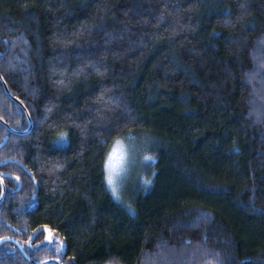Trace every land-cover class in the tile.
Instances as JSON below:
<instances>
[{"label": "trees", "instance_id": "obj_1", "mask_svg": "<svg viewBox=\"0 0 264 264\" xmlns=\"http://www.w3.org/2000/svg\"><path fill=\"white\" fill-rule=\"evenodd\" d=\"M0 73L34 122L0 123V241L37 262L264 264V0H0ZM0 119L29 128L1 80ZM116 136L137 139L122 200ZM0 264L32 263L5 242Z\"/></svg>", "mask_w": 264, "mask_h": 264}, {"label": "water", "instance_id": "obj_2", "mask_svg": "<svg viewBox=\"0 0 264 264\" xmlns=\"http://www.w3.org/2000/svg\"><path fill=\"white\" fill-rule=\"evenodd\" d=\"M0 80H1V82H2V84H3V86H4V89H5V92L7 93V95L12 99V100H14L17 104H19L22 108H23V110H24V112L26 113V115H27V118H28V120H29V128L27 129V130H25V131H18V130H16V129H13L12 127H10L9 125H8V123H6L4 120H2V119H0V123L1 124H4L9 130H10V132H12L13 134H16V135H27V134H29L31 131H32V129H33V127H34V122H33V119H32V117H31V115H30V113H29V111H28V109L25 107V105L19 100V99H17V98H15L12 94H11V92H10V90H9V88H8V85H7V83H6V81H5V79L3 78V76L1 75V73H0ZM8 142V138L0 145V149H2L5 145H6V143ZM4 177L5 176H0V182H1V184H2V194H1V197H0V206H1V204L3 203V201H4V199H5V197H6V194H7V188H6V185H5V182H4ZM21 188V187H20ZM19 188V189H20ZM46 235H47V233L45 232V242L46 243H52L53 242V239L52 240H48V239H46ZM52 236H53V232H52ZM5 242H13L16 246H17V248L22 252V254L32 263V264H51V263H55V264H63L60 260H51V261H46V262H37V261H35V260H32L29 256H28V254H27V252L25 251V249L22 247V245H20L17 241H15L14 239H3V240H1L0 241V246L2 245V244H4Z\"/></svg>", "mask_w": 264, "mask_h": 264}, {"label": "clouds", "instance_id": "obj_3", "mask_svg": "<svg viewBox=\"0 0 264 264\" xmlns=\"http://www.w3.org/2000/svg\"><path fill=\"white\" fill-rule=\"evenodd\" d=\"M120 146L121 150H123V146H124V139L121 136H116L113 139V143L109 146V148L106 150L105 152V160L103 162V173H104V181H105V187L108 189L109 194L113 197V199L115 200H120L121 199V191L119 186L117 185L116 182V175L117 172H112L111 175L113 176V183H109L108 181V176L110 173V169L108 167H106V162L109 159L110 154L113 151L114 147ZM145 156L148 157L149 159H153L154 158V154L153 153H145ZM154 179V173L152 175H145L143 177V181H142V186L145 188L151 187L152 185V180ZM115 189V191L113 190ZM130 207V205H129ZM202 264H221V260L219 258L218 254H215L212 257H209L208 259H205L202 261Z\"/></svg>", "mask_w": 264, "mask_h": 264}, {"label": "rangeland", "instance_id": "obj_4", "mask_svg": "<svg viewBox=\"0 0 264 264\" xmlns=\"http://www.w3.org/2000/svg\"><path fill=\"white\" fill-rule=\"evenodd\" d=\"M124 139V146H123V158H122V162H121V165H120V169L119 171L117 172V175H116V182H117V185L119 186L120 188V191H121V199L122 200V195L123 193L126 191L128 185L130 184V181H131V178L133 177V174L134 173V161L136 160V154L133 150H135V147L134 145H131L130 143H133L135 144L137 142V139L136 138H133V137H130L129 138V143L127 141L126 143V140L125 138Z\"/></svg>", "mask_w": 264, "mask_h": 264}, {"label": "snow or ice", "instance_id": "obj_5", "mask_svg": "<svg viewBox=\"0 0 264 264\" xmlns=\"http://www.w3.org/2000/svg\"><path fill=\"white\" fill-rule=\"evenodd\" d=\"M59 135L61 137H63L65 134L60 133ZM123 155H124V153L121 150L120 146L114 147L112 153L109 156L108 161L106 162V167H108L110 169V173L108 176V181L110 184L113 183V176L111 175V173L119 171ZM146 159H149V158L146 157ZM113 190L115 191V189H113ZM44 230L47 233L46 239L52 240L53 239L52 230L48 229L47 226H45Z\"/></svg>", "mask_w": 264, "mask_h": 264}, {"label": "flooded vegetation", "instance_id": "obj_6", "mask_svg": "<svg viewBox=\"0 0 264 264\" xmlns=\"http://www.w3.org/2000/svg\"><path fill=\"white\" fill-rule=\"evenodd\" d=\"M1 176H5L4 174L3 175H1ZM5 178V177H4ZM1 183V182H0ZM7 195V194H6ZM2 205V204H1ZM1 207V206H0ZM44 233H45V231H44ZM38 234V232H36L34 235H33V238L36 236ZM54 237V236H53ZM45 240V239H44ZM16 241V240H15ZM18 242V241H17ZM53 242H54V238H53ZM53 242L52 243H49V244H53ZM19 243V242H18ZM20 244V243H19ZM21 245V244H20ZM23 247V246H22ZM24 248V247H23ZM62 249H64V245H62ZM26 251V250H25ZM29 256V255H28ZM49 261H51V260H49Z\"/></svg>", "mask_w": 264, "mask_h": 264}]
</instances>
